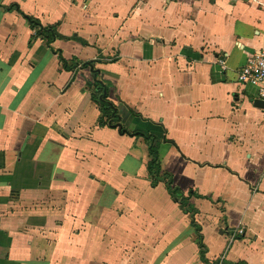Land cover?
<instances>
[{
	"label": "crops",
	"instance_id": "crops-1",
	"mask_svg": "<svg viewBox=\"0 0 264 264\" xmlns=\"http://www.w3.org/2000/svg\"><path fill=\"white\" fill-rule=\"evenodd\" d=\"M261 48L264 0H0V264H264Z\"/></svg>",
	"mask_w": 264,
	"mask_h": 264
},
{
	"label": "trees",
	"instance_id": "trees-1",
	"mask_svg": "<svg viewBox=\"0 0 264 264\" xmlns=\"http://www.w3.org/2000/svg\"><path fill=\"white\" fill-rule=\"evenodd\" d=\"M31 27L34 31H36L33 34V37L43 34L48 41H53L56 37H58V33L55 31V29L51 26L44 27L42 26L37 20L30 19ZM107 91V86L100 80L96 82V90L93 93V98L98 102L100 105V108L103 112V115L107 118L111 119L112 121H117L119 114L116 110V106L110 102L106 96L102 95L104 92ZM138 134H142L148 144L149 152L151 154V160L149 162V171L152 175L158 177L159 176V170H160V164H159V145L162 142V139L156 135L148 134V133H142L137 132ZM160 178V177H159ZM158 179V178H157ZM168 186L173 192V188L171 187V182L169 180Z\"/></svg>",
	"mask_w": 264,
	"mask_h": 264
},
{
	"label": "built area",
	"instance_id": "built-area-1",
	"mask_svg": "<svg viewBox=\"0 0 264 264\" xmlns=\"http://www.w3.org/2000/svg\"><path fill=\"white\" fill-rule=\"evenodd\" d=\"M237 79L240 82H249L257 86L259 98L264 104V48L256 51L245 64L239 67ZM232 234L233 236L243 234V228L237 227Z\"/></svg>",
	"mask_w": 264,
	"mask_h": 264
}]
</instances>
